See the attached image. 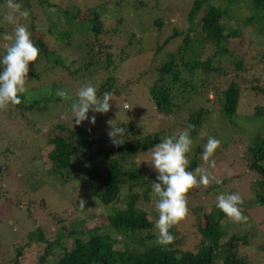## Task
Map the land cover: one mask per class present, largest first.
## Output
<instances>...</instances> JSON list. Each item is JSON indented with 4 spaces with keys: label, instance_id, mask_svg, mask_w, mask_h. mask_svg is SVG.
Here are the masks:
<instances>
[{
    "label": "rangeland",
    "instance_id": "obj_1",
    "mask_svg": "<svg viewBox=\"0 0 264 264\" xmlns=\"http://www.w3.org/2000/svg\"><path fill=\"white\" fill-rule=\"evenodd\" d=\"M191 1L14 0L15 3L21 5V10L29 12L26 19L19 17V23L26 26L28 30L36 29L33 36L37 39L41 38L54 51L53 57L56 56L59 58V62L69 64L71 68L77 65L76 61L78 62L80 52L74 47H63V42H60L56 30H66L67 25L63 19L58 22L56 19L61 14L63 7L69 8L70 12L79 10L80 15L87 9H94L101 15L104 32L98 35L97 41H93V47L96 50L98 44H101L100 52L97 53L99 58H103L107 52H110L112 62L116 66L113 70L111 67L106 69L102 66L104 65L103 61L98 60L99 64L101 62L98 71L82 73L76 79L69 77L66 71L58 65L51 71L46 67V63L43 65V61L41 63L29 62L31 71L42 72L45 68L38 79H31L28 76L27 92L23 94L26 100H36L38 103L31 110H20L13 105H9L6 109H0V264H14L16 250H20L16 259L17 264H39L40 257H43V264H54L61 249L50 248V253L42 256L46 250L45 240L61 238L62 243L69 245L71 237L66 233L68 230L76 232L80 230L87 233L108 231V228L103 227L106 224V211L99 205L92 191L94 190L93 185H91L100 175L99 170L93 168L91 176L90 173L78 171L79 169L74 166L75 176L66 185L60 183L56 176L49 172L51 167L46 162V153L49 149L48 141L52 135L50 127L60 123L69 128H85L99 138L100 143L110 138L108 135L111 131L109 121L113 127L118 122L135 125L138 129V134L135 137L139 138L162 128H170L172 123L169 119L171 117L164 118L156 114L153 109L148 86L155 75L151 71L152 64L163 58L166 53L174 51L176 46L181 43L182 34L189 26L186 15ZM209 1L223 5L222 0ZM249 4L250 2L241 0L238 6L231 10L230 17H233L235 22L238 21V27H246L244 26L245 16L250 15V10L247 8ZM9 11L7 0H0V55L4 52L3 45L7 43L3 40L4 34H13L15 29V24L4 19ZM200 17L201 13H198L193 21L196 28L199 27ZM155 21L161 24L159 25ZM228 24L233 28L232 20ZM86 25V20H77V24L73 27L79 39L84 37L80 33ZM173 28L180 31L181 34L172 36L165 44H162L164 39L172 34ZM252 29L243 31L242 45L229 40L221 43L222 46L227 47L230 42L229 48L233 49L237 57L247 45H254L250 53L243 59L246 66L251 65V67L245 73L246 83L240 87L241 92L235 116L236 124L232 123L231 125L223 120L213 101V93L210 91L207 93L208 100L201 96L194 102L190 101L186 104V106L193 105L195 107L206 106L210 110L209 117L202 128V132L205 129L206 132L205 134L200 133L197 138H192V147L196 143H200L204 147L209 137L220 140V146L211 158L215 160L216 167L209 170L214 176L225 180V182L219 184L215 189H208L215 183L214 181L208 187L201 185L190 189L187 193V215L173 227L179 234L187 236L179 249L197 251V227L201 221L202 211L210 214L211 219L214 215L213 212L218 210L215 205L216 197L219 194L239 193L244 201L240 208L243 210V215L248 217L247 222L236 223L228 217H224L220 223L227 226L228 234L233 233L241 236L245 233L246 244L240 240L226 248L235 249L237 255L244 256V264H264V207L254 202L249 189L252 188L250 185L257 176L246 167L245 157L241 158L240 156L244 148L251 144L252 135L256 132L261 134L264 132V97L250 88V85L256 83L250 77L254 76L264 89L263 63L257 57L264 48V35L254 36L250 33L263 32L264 20L257 21ZM194 45H196L195 42L190 45L189 49H192ZM158 46L161 47L157 50ZM120 49L123 50L121 56L124 55L123 53L127 54L117 64V53ZM199 49L198 57H201L212 52L215 46L202 44ZM188 56L190 55L188 54ZM47 57L53 58L51 55ZM31 63L36 70L33 69ZM228 63L225 61L226 66L230 67ZM43 66L44 68H42ZM111 74L118 77L119 83L116 85L115 92L112 93L113 100L110 101L111 107L107 113L89 111V117L93 115L96 117L95 124H91L88 120L79 125L75 124L70 110L71 101L61 99L57 102L54 100L58 89L68 91L75 98V93L81 86L91 83L96 87L105 76ZM219 78L222 82L228 81V77L219 76ZM212 82L214 83V80ZM220 86L223 87V85ZM208 90L209 88L206 86L204 91ZM124 104H128L130 110L124 109ZM180 130L178 125L168 129L171 134ZM210 131L211 134H209ZM94 148L93 146L91 150ZM151 151L152 149L137 151L132 155L129 161L130 165L134 163L146 173L154 172V169L144 161L150 158ZM201 155L202 152L197 154L200 159L197 167H206L201 160ZM90 178H93L91 182ZM206 189L208 190L205 191ZM127 193L134 194L128 199H135L136 204L140 205L139 209L144 210L147 216L152 219L153 226L143 232H128L125 239L122 235L117 234L115 237L118 243L113 247L117 252L122 249L124 243L129 247L136 246L137 241H141L142 246L156 243L155 222L158 219V213L154 205L157 197L152 190L146 194L141 192L138 187L129 190L127 186H123L121 194ZM80 199H84L86 202L84 209L78 206ZM38 230L42 233L43 240L37 237ZM29 232L32 235L27 238ZM111 235L114 234L111 232Z\"/></svg>",
    "mask_w": 264,
    "mask_h": 264
},
{
    "label": "trees",
    "instance_id": "obj_2",
    "mask_svg": "<svg viewBox=\"0 0 264 264\" xmlns=\"http://www.w3.org/2000/svg\"><path fill=\"white\" fill-rule=\"evenodd\" d=\"M239 1L241 0H222L223 5H217L209 0H192L186 15L189 26L186 32L182 34L181 43L176 46L174 51L166 53L163 58L152 64L151 71L155 75L149 83L148 94L152 100L153 109L156 114L164 118L169 119L168 117H171L169 119L172 123L170 128L178 125L180 130L181 128L185 129L189 124L194 125V129L190 130L191 138H197L200 133L205 134L206 129L202 132V128L209 117L210 110L206 106L198 105L195 107L193 105L186 106V104L190 101L194 102L196 98L201 96L208 100L207 93L209 91L213 93V101L217 105L223 120L231 125L232 123L236 124L235 116L237 115V103L241 92L240 87L246 83L244 80L245 73L251 67V65L246 66L243 59L250 53L254 45H247L237 57L233 49L229 48L230 42L227 47L222 46L221 43L229 40L242 45L243 31L253 30L252 28L257 21L264 20V0H245V2H250L247 6L250 15L245 16L246 23L244 26L246 27H238V21L235 22L236 20L230 16L231 10L238 6ZM86 11L80 15L79 10L70 12L69 8L63 7L61 14L56 19L57 22L63 19L67 25L66 30H56L60 42H63V47H74L80 52L78 62L76 61L77 65L71 68L69 64L59 62V58L53 57L52 48L48 47L41 38L37 39L33 36L36 29L31 28L29 30L30 38L32 41L34 40L33 44L39 49V56L35 63L43 61V65L46 63V67L51 71L58 65L66 71L69 77L76 79L82 73L98 71L102 61L103 67L114 69L116 64L112 62L111 53L107 52L103 58H99L97 53L100 52L101 44H98L96 50L93 47V41H97L98 35L104 32L101 15L96 13L94 9H87ZM198 13H201V17L198 21L199 27L196 28L193 21ZM77 20H86L87 22L82 33H80L84 37L80 39L73 28L77 24ZM231 20L234 24L233 28L229 27L228 24ZM75 28L77 29V26ZM250 33L254 36L264 35V31ZM91 34L92 38L90 37ZM177 34H181L180 31L178 32L173 28L172 34L168 35L162 44ZM194 42L197 46L194 45L192 49H189ZM202 44L215 46V49L207 55L198 57L199 47ZM161 46H158L157 50ZM122 52L123 50L120 49L117 53V64L127 54L123 53L124 55L121 56ZM48 55L53 58L47 57ZM257 57L263 63L264 69V48ZM98 60L101 61L100 64ZM225 61L229 62L230 67L226 66ZM33 69H35L34 65ZM44 71L45 68L42 72ZM42 72L29 70L28 76L31 79H38ZM219 76L228 77V81L222 82ZM250 77L253 82H256L254 85H250V88L264 97V89L258 84L257 78ZM117 83H119V79L115 75L105 76L96 86L97 96L102 98L105 92H115ZM206 86L209 88L208 91H204ZM20 99L19 105H13L20 110H31L38 103L36 100H26L23 94L20 95ZM54 100L58 102L61 98L56 96ZM255 115L257 116L258 112ZM114 125L113 128L123 127L125 129L122 138L123 143L119 145L113 144L111 138L100 143L99 138L85 128H69L60 123L50 127L52 135H50L49 149L46 153V162L51 167L49 172L54 174L60 183L66 185L75 176L74 166L79 169L78 171L90 173L89 175L94 169H98L100 175L96 174L98 178L91 185H93L94 190L92 191L99 205L106 211V224L103 227L108 228V231L87 233L80 230L77 232L68 230L66 233L71 237L70 244L62 243L61 238L45 240L46 250L42 256L50 253V248L55 247L61 249V252L54 264H244V256L237 255L235 249L226 247L240 240L246 244L245 233L241 236L233 233L228 234L227 226L220 223L221 219L226 216L219 209L213 212L214 215L211 219L210 214L202 211L201 221L203 222L200 221L197 227L198 241L195 252L179 249L187 236L179 234L174 227L169 230L175 237L174 242L167 246L157 243L142 246L141 241H137L136 246L133 247L124 243L119 252L113 249L118 243L117 234L122 235L125 239L128 232H143L153 226L152 219L147 216L144 210L139 209L140 205L136 204L135 199H128L134 194H121L123 186H127L129 190L138 187L141 192L147 194L152 190L153 182H156L157 173L155 170L146 173L134 163L130 165L129 161L132 155L139 150H150L164 137L173 135L168 131L170 128H162L139 138L135 137L138 134L135 125H126L124 122H118ZM117 139H121V137L118 136ZM93 146L95 148L91 150ZM203 150L204 147L200 143H196L192 147L191 152L187 154L189 159L188 171H193L199 165L200 159L197 154ZM240 156L241 158L245 157L246 167L257 176L250 185L252 188L249 189L254 202L264 207V132L253 134L251 144L244 148ZM91 179L93 178L89 179L90 182ZM221 181V183L225 182V180ZM218 185L214 183L208 189H215ZM242 206L240 205V207ZM111 232L114 235H111ZM31 235L32 233H27V238ZM37 237L43 240L40 230L37 231ZM19 252L20 250H16L14 254V264H17L16 259ZM42 259L43 257H40L39 264H43Z\"/></svg>",
    "mask_w": 264,
    "mask_h": 264
},
{
    "label": "clouds",
    "instance_id": "obj_3",
    "mask_svg": "<svg viewBox=\"0 0 264 264\" xmlns=\"http://www.w3.org/2000/svg\"><path fill=\"white\" fill-rule=\"evenodd\" d=\"M7 8L10 11L4 19L15 24V29L13 34L5 33L3 36L7 43L3 45L4 52L0 55V109L21 103L20 95L27 92L29 62H36L39 56V49L33 44L28 28L19 23V17L26 19L29 16L28 10H21V5L14 0H7ZM55 94L65 101H71L70 110L77 125L85 120L95 124L96 117H89V111L107 113L111 107L110 101L113 100L110 92H105L102 98H99L97 88L91 83L81 86L75 93V98L64 89H58ZM123 108L130 110L128 104H124ZM108 123L111 126L108 133L111 142L115 145L123 143L125 129L113 128L111 121ZM194 127L189 124L185 129L164 137L153 146L150 158L144 160L157 173L152 191L157 197L154 205L158 213L155 222L156 243L162 246L174 242L175 237L169 230L186 217L189 190L201 185L208 187L213 181L216 184L222 182L209 170L216 167L215 160L211 158L221 143L215 137H209L204 145L201 160L206 167H197L195 172L187 170V154L193 146L190 130ZM118 136L121 139H117ZM243 202L239 193H221L216 197L215 206L231 221L241 223L248 220L240 208ZM85 203L84 199H80L78 206L84 209Z\"/></svg>",
    "mask_w": 264,
    "mask_h": 264
}]
</instances>
